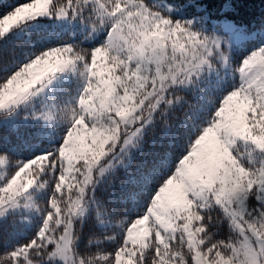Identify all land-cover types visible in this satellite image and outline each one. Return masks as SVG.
<instances>
[{
    "label": "snow or ice",
    "instance_id": "1",
    "mask_svg": "<svg viewBox=\"0 0 264 264\" xmlns=\"http://www.w3.org/2000/svg\"><path fill=\"white\" fill-rule=\"evenodd\" d=\"M195 6L0 11V132L32 129L24 159L0 137V264H264V18L253 31L246 0ZM17 42L26 50L9 58ZM181 93L198 103L173 131ZM161 124L168 148L133 178L131 207L110 209L100 189ZM17 215L29 235L8 223ZM96 221L111 250L85 244Z\"/></svg>",
    "mask_w": 264,
    "mask_h": 264
},
{
    "label": "trees",
    "instance_id": "2",
    "mask_svg": "<svg viewBox=\"0 0 264 264\" xmlns=\"http://www.w3.org/2000/svg\"><path fill=\"white\" fill-rule=\"evenodd\" d=\"M19 2H23V0H0V11L7 10L13 4ZM165 2H169V0H165ZM170 2L174 6L180 7L186 13H197L200 11V8L195 5L203 6L210 3H219L220 0H170ZM246 4V9L239 16L245 23L250 24L251 29H257L258 22L264 18V0H246ZM211 11L213 15L222 14L217 9H212ZM67 38L65 37V39ZM83 40V35L79 34V40L77 42ZM253 41L256 42L258 40L255 38ZM84 46H87V42H85ZM22 50L26 49L19 42L14 46H10L9 58H11L13 52L19 55ZM180 95L183 97V100L168 119V123L172 126L173 131L180 124V121L184 119L185 113L189 111V106L195 107L198 103L195 93H181ZM31 132L32 129L30 126H21L18 131L5 129L0 132V137H2L4 146L11 150L14 158L24 159L29 155V148L24 142L30 138ZM167 148L168 143L164 139V125L161 124L153 133H149L143 152H137L135 154V159L131 162L130 166L127 168L123 166L117 167L114 173L109 176L107 183L100 189V199L110 209L118 213L127 211L131 207L130 194L139 188L136 183H133V178L138 180L141 173L145 171L146 164L150 165L156 154L162 153ZM93 219L95 220V217ZM116 219L121 220L125 219V217L118 215ZM8 223L15 225L10 221ZM15 228L21 233L22 237L31 233V228L26 229L20 222L15 225ZM24 228L26 229L25 233L22 232ZM84 231L85 244H87L88 240H93L99 242L100 246L107 250H111L114 247V245L106 240V236L113 235L114 232L105 230L99 225V221H96L95 227H90ZM93 251H95V248H93Z\"/></svg>",
    "mask_w": 264,
    "mask_h": 264
},
{
    "label": "rangeland",
    "instance_id": "3",
    "mask_svg": "<svg viewBox=\"0 0 264 264\" xmlns=\"http://www.w3.org/2000/svg\"><path fill=\"white\" fill-rule=\"evenodd\" d=\"M253 31H255L256 30V28H253L252 29ZM257 39V37H256V35H253L252 37H251V41L253 42V43H255V41H253V39ZM256 42H258V41H256ZM30 217H27V216H19V215H17V216H15V217H9L8 218V221H10V222H12L13 224H15V225H17V224H19V222L26 228V229H28V228H30L29 227V224H30ZM119 220H117V222H118ZM33 227H34V225H33ZM23 229V233H25L26 232V229Z\"/></svg>",
    "mask_w": 264,
    "mask_h": 264
}]
</instances>
